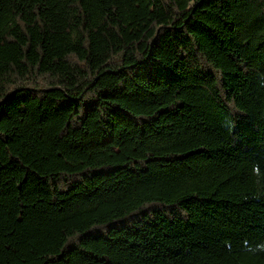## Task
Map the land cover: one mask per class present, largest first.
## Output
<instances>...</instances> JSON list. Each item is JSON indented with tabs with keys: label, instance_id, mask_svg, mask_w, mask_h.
<instances>
[{
	"label": "trees",
	"instance_id": "trees-1",
	"mask_svg": "<svg viewBox=\"0 0 264 264\" xmlns=\"http://www.w3.org/2000/svg\"><path fill=\"white\" fill-rule=\"evenodd\" d=\"M0 264H264V0H0Z\"/></svg>",
	"mask_w": 264,
	"mask_h": 264
}]
</instances>
